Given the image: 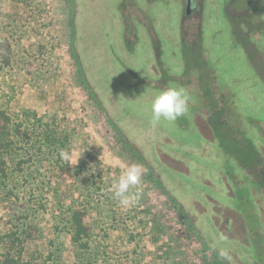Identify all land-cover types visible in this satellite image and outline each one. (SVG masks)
<instances>
[{"label":"rangeland","instance_id":"obj_1","mask_svg":"<svg viewBox=\"0 0 264 264\" xmlns=\"http://www.w3.org/2000/svg\"><path fill=\"white\" fill-rule=\"evenodd\" d=\"M117 4L0 0L1 36L12 47L9 65L0 56V106L21 127L7 156V176L0 177V233H19L27 264H41L48 255L53 264H212L122 140L110 132L81 80L77 61L104 111L151 117L145 97L160 91L130 87L111 72L125 74L113 59L123 52ZM166 7L176 10L174 3ZM168 22L164 60L175 70L177 25L174 18ZM204 33L209 61L239 112L248 122L264 117V83L234 48L228 21L212 13ZM125 66L133 68L128 62ZM159 125L196 142L193 134L178 130L177 122ZM61 150L77 153V159L81 155L78 163L64 161ZM131 165L143 173L141 198L125 209L113 198L112 185ZM76 210L83 211L90 227L87 248L71 238L69 218Z\"/></svg>","mask_w":264,"mask_h":264},{"label":"flooded vegetation","instance_id":"obj_2","mask_svg":"<svg viewBox=\"0 0 264 264\" xmlns=\"http://www.w3.org/2000/svg\"><path fill=\"white\" fill-rule=\"evenodd\" d=\"M168 3H174L175 12ZM117 7L123 52L113 59L125 74L111 72L130 87L183 89L188 111L175 122L196 142L159 124L152 127L151 117L104 111L77 61L91 100L209 262L264 264V117L244 119L203 45L207 16L225 18L234 48L264 83V0H118ZM170 17L178 33L175 70L164 60ZM145 98L152 102L154 95ZM221 249L229 253L227 259Z\"/></svg>","mask_w":264,"mask_h":264},{"label":"trees","instance_id":"obj_3","mask_svg":"<svg viewBox=\"0 0 264 264\" xmlns=\"http://www.w3.org/2000/svg\"><path fill=\"white\" fill-rule=\"evenodd\" d=\"M12 47L5 45L0 32V56L5 64H10ZM20 124L11 114L0 106V177H6L7 156L12 153L15 135H20ZM72 241L80 247L87 248V240L91 236L89 225L84 222L83 211H73L69 218ZM25 240L17 231L0 233V264H27L22 260ZM53 257L48 255L41 264H53Z\"/></svg>","mask_w":264,"mask_h":264},{"label":"clouds","instance_id":"obj_4","mask_svg":"<svg viewBox=\"0 0 264 264\" xmlns=\"http://www.w3.org/2000/svg\"><path fill=\"white\" fill-rule=\"evenodd\" d=\"M189 98L185 94L183 89L177 87H169L166 90H161L152 99L151 120L152 127H156L161 121L174 123L179 117L186 114L188 111ZM60 156L64 161L77 159V153L73 152L69 154L67 151L61 150ZM142 170L137 165H131L126 168L125 171L119 176V178L113 183V198L119 202V204L128 209L134 206L141 198V190L138 186L142 183ZM135 189V191L133 190ZM220 256L227 259L229 253L226 250H220Z\"/></svg>","mask_w":264,"mask_h":264},{"label":"water","instance_id":"obj_5","mask_svg":"<svg viewBox=\"0 0 264 264\" xmlns=\"http://www.w3.org/2000/svg\"><path fill=\"white\" fill-rule=\"evenodd\" d=\"M70 23H71V19H70ZM72 50H73V48H72ZM73 53H74V51H73ZM75 56H76V54H74ZM76 58V60H77V56L75 57Z\"/></svg>","mask_w":264,"mask_h":264}]
</instances>
